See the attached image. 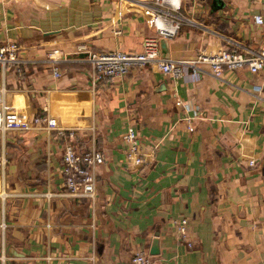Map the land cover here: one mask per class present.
Listing matches in <instances>:
<instances>
[{
  "label": "crops",
  "instance_id": "obj_1",
  "mask_svg": "<svg viewBox=\"0 0 264 264\" xmlns=\"http://www.w3.org/2000/svg\"><path fill=\"white\" fill-rule=\"evenodd\" d=\"M181 2L177 34L163 51L159 41L164 58L262 47L264 0ZM147 14L138 0H0V47L19 50L0 75L6 103L76 128L83 146L94 125L105 155L94 198L80 199L66 195L54 132L0 135V264H131L137 251L154 264H264V70L216 77L201 64L197 76L185 66L173 78L150 63L94 91L79 49L140 50L154 33ZM130 128L139 166L125 157Z\"/></svg>",
  "mask_w": 264,
  "mask_h": 264
},
{
  "label": "built area",
  "instance_id": "obj_2",
  "mask_svg": "<svg viewBox=\"0 0 264 264\" xmlns=\"http://www.w3.org/2000/svg\"><path fill=\"white\" fill-rule=\"evenodd\" d=\"M148 13L147 24L154 29L152 35L143 38L141 48L138 51L110 50L103 52H90L81 47L79 51L88 52L90 62L89 82L94 91L99 85H105L114 79L121 78L133 68H142L150 63H155L160 71L173 78L183 75L184 67L191 69L193 75L198 74L199 65L210 67L216 77H221L223 70L233 71L247 67L252 73L264 70V42L262 47L252 52L251 55H243L238 48L222 49L213 55L200 54L195 60L164 58L160 53V39H171L180 28L183 18L180 16L182 8L181 0H138ZM256 24H262L260 15L253 16ZM19 50L17 45L10 43L0 47V75L2 79L5 71L16 66ZM53 76L59 77L57 68L53 69ZM180 105V102H177ZM189 121V120H188ZM45 128L55 133V137L61 140V174L62 184L66 195L80 198L93 199L97 181L96 169L105 160L103 151L96 145V127L90 126L88 131V144L83 146L76 128L59 126L56 119L43 112L29 114V111L10 106L5 101V88L0 86V135L4 136L9 131H28L35 128ZM188 130L193 131L189 123ZM125 142V157L129 164L142 165L145 154L137 133L134 129H128L123 135ZM6 160L3 153L0 154V166L5 167ZM255 162L249 161V165ZM51 196L50 194H47ZM178 235L185 239L187 235V221L180 219L175 221ZM6 224L1 222V232ZM188 247H192L190 242ZM6 255L0 250V261L4 262ZM131 264H154L150 256L143 251H137L131 257Z\"/></svg>",
  "mask_w": 264,
  "mask_h": 264
},
{
  "label": "water",
  "instance_id": "obj_3",
  "mask_svg": "<svg viewBox=\"0 0 264 264\" xmlns=\"http://www.w3.org/2000/svg\"><path fill=\"white\" fill-rule=\"evenodd\" d=\"M217 2H219V0H212V3H214V4H216ZM160 45H161V49L163 51L165 49V40L164 39H161ZM151 254H153V255L158 254V248L157 247H152Z\"/></svg>",
  "mask_w": 264,
  "mask_h": 264
}]
</instances>
